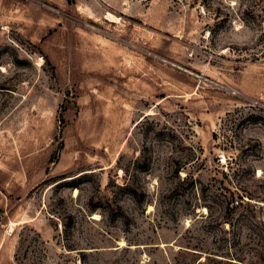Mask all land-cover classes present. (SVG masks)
Masks as SVG:
<instances>
[{
	"label": "rangeland",
	"instance_id": "obj_1",
	"mask_svg": "<svg viewBox=\"0 0 264 264\" xmlns=\"http://www.w3.org/2000/svg\"><path fill=\"white\" fill-rule=\"evenodd\" d=\"M0 264H264V0H0Z\"/></svg>",
	"mask_w": 264,
	"mask_h": 264
},
{
	"label": "trees",
	"instance_id": "obj_2",
	"mask_svg": "<svg viewBox=\"0 0 264 264\" xmlns=\"http://www.w3.org/2000/svg\"><path fill=\"white\" fill-rule=\"evenodd\" d=\"M72 181H74V179L72 180ZM70 184V186L72 187V188H78V186L74 183V182H71V183H69ZM121 190H125V191H127V193L134 199V201H136L138 204L139 203H142V201L141 200H139V194H138V192L135 190V189H133L132 188V186L130 185V184H127V185H124V186H121V187H119ZM237 202V204H239V202L238 201H236Z\"/></svg>",
	"mask_w": 264,
	"mask_h": 264
},
{
	"label": "bare ground",
	"instance_id": "obj_3",
	"mask_svg": "<svg viewBox=\"0 0 264 264\" xmlns=\"http://www.w3.org/2000/svg\"><path fill=\"white\" fill-rule=\"evenodd\" d=\"M108 16L110 17V18H112V19H116L113 15H111V14H108ZM114 22H115V20H114Z\"/></svg>",
	"mask_w": 264,
	"mask_h": 264
}]
</instances>
